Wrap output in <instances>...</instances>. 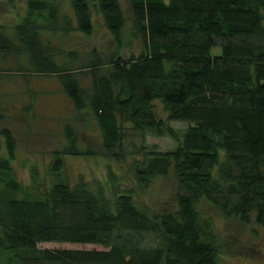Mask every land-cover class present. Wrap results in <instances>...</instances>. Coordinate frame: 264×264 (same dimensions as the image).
Returning a JSON list of instances; mask_svg holds the SVG:
<instances>
[{"label":"trees","instance_id":"obj_1","mask_svg":"<svg viewBox=\"0 0 264 264\" xmlns=\"http://www.w3.org/2000/svg\"><path fill=\"white\" fill-rule=\"evenodd\" d=\"M127 1L129 19L119 0H66L67 9L61 0H26L15 44L0 25L2 58L21 54L28 66L0 67V264H218L219 248L196 210L202 200L264 231V0ZM95 20L115 43L106 57L44 40L90 36ZM134 43L137 53L123 54ZM10 72L25 81L56 77L73 111L89 112L106 158H131L129 179L108 166L103 181L69 183L64 157L95 153L79 149L66 125L64 146L51 151L50 184L41 189L31 167V189L24 187L12 167L17 141L4 101L10 95L1 92ZM156 101L166 121L157 118ZM170 123L188 126L178 134ZM133 135L167 136L176 145L160 152L129 144L126 151L124 139ZM170 173V209L139 201ZM44 243L104 250L37 248Z\"/></svg>","mask_w":264,"mask_h":264},{"label":"rangeland","instance_id":"obj_2","mask_svg":"<svg viewBox=\"0 0 264 264\" xmlns=\"http://www.w3.org/2000/svg\"><path fill=\"white\" fill-rule=\"evenodd\" d=\"M67 9L66 0H61ZM122 12L129 19V6L127 0H119ZM26 16V0H13L10 4L7 0H0V25L4 26L7 37L14 42L15 26ZM44 40H49L52 46H59L61 50L76 51L81 56L97 51L102 57L108 56L115 49L113 38L109 35L100 20L94 21L93 32L90 36L80 33H72L68 36H51L44 34ZM137 53L138 45L134 43L132 49H127L123 54ZM10 54V53H9ZM213 55L220 54L219 47L212 50ZM2 58L0 53V67L11 68L15 72L18 68H27V60L24 55L19 59ZM10 72L9 80L2 82L1 92L7 93L4 101L8 103L9 128L17 141L15 159L12 161L13 170L18 181L26 188L31 189L30 168L36 167L37 181L41 189L50 184L46 170L49 166L51 151L62 147L65 138L62 136L66 125L73 128L77 135L78 147L81 150L90 149L95 155L91 157L65 156V176L69 183H76L79 178L86 182L105 180L107 167L110 166L118 174L129 179L128 167L131 161L129 157L125 163L119 164L106 158L102 148L100 133L89 116L87 110L81 117L73 111L72 104L63 93L61 83L54 76H30L27 81ZM83 89L89 87V78L80 79ZM157 118L165 120L167 114L159 102L154 103ZM178 134L186 129V123H170ZM129 144L134 148L144 146L146 150L156 149L165 152L175 148L176 143L169 137L139 135L127 136L124 139L125 150L129 151ZM64 146V145H63ZM131 149V148H130ZM175 190V178L173 173L168 177L159 178L153 182L149 189L138 195L141 203L146 204L152 210L170 209L173 203ZM196 210L201 221L208 225L210 237L219 248L218 264H264V231L257 227H246L236 218H227L208 202L202 200ZM43 250H104L94 245H72L59 243H44L37 246Z\"/></svg>","mask_w":264,"mask_h":264}]
</instances>
